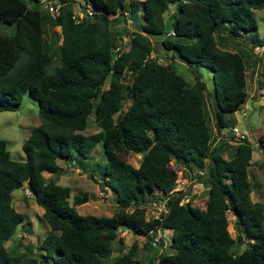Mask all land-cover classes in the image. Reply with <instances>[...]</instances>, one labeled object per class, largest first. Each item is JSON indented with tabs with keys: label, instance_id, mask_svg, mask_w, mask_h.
<instances>
[{
	"label": "trees",
	"instance_id": "trees-1",
	"mask_svg": "<svg viewBox=\"0 0 264 264\" xmlns=\"http://www.w3.org/2000/svg\"><path fill=\"white\" fill-rule=\"evenodd\" d=\"M59 1L50 15L42 0H0V26L10 27L0 33V110L16 109L28 90L40 118L21 144L23 159H11L0 138V264H18L21 258L8 252L4 240L23 218L11 203V191L23 182L48 225L39 243L42 263L129 264L136 261L135 240L111 254L113 241L122 247L120 228L142 235L146 248L149 229L168 228L172 252L161 253L157 264H264V208L251 200L247 173L252 143L235 141L227 157L221 153L224 140L211 143L207 91L197 71L201 65L211 70L214 91L208 92L220 129L228 121L225 114L247 93L244 54L222 48L221 40L247 34L252 43L264 44L253 16L264 0H89L93 12L79 20L72 16V0ZM169 3L172 33L164 30ZM123 10L135 23L129 33ZM120 22L122 30L113 29ZM122 34L128 40L116 53ZM151 35L192 68L191 84L151 55ZM55 57L58 64L49 69ZM126 71L128 82L122 81ZM260 74L257 83L264 88V67ZM89 115L99 129L82 133ZM96 142L104 159L92 163L93 173L115 193L116 208L109 215L78 213L74 205L87 194L74 193L70 202L69 186L43 175L57 171V159L87 158ZM256 146L264 154V132ZM121 149L138 153V164L119 158ZM171 160L203 167L200 178L209 187L203 208L174 188ZM156 194L164 195L166 210L146 218L145 203ZM227 211L239 232L252 239L238 252L231 249Z\"/></svg>",
	"mask_w": 264,
	"mask_h": 264
},
{
	"label": "rangeland",
	"instance_id": "rangeland-1",
	"mask_svg": "<svg viewBox=\"0 0 264 264\" xmlns=\"http://www.w3.org/2000/svg\"><path fill=\"white\" fill-rule=\"evenodd\" d=\"M75 6V3L73 4ZM174 5L169 3L167 8L163 11V15L167 17L172 11ZM253 16L257 24V35L264 38V8L254 9ZM123 23V22H122ZM134 21L128 19L124 21L127 32L134 27ZM121 22L115 24L113 29L121 31ZM58 31V26L53 27ZM10 27L7 25L0 26V33H7ZM51 30L46 33L48 39ZM228 37L226 38L225 48L232 50H244L249 54L246 56V96L245 99L231 112L225 114L228 120L226 125L222 127L221 136L224 141H227L226 146L222 149L224 156L229 155L230 148L234 143V134L230 127L234 125L238 130L245 131L246 138L252 143V151L250 157V164L247 167L248 178L251 183L250 197L252 201H260L264 208V154L256 146V140L261 132H264V90L258 88V79L261 78L260 67H264V44L260 45L252 43L249 37L246 36ZM224 36V35H223ZM227 37V36H225ZM153 50L151 55L155 56L159 62L167 63L175 67V71L181 74L188 84L193 82L194 76L192 68L181 62L179 58L170 50L165 49L161 44V37L151 35ZM128 36L122 34L118 41H122V45H126ZM119 43V42H118ZM58 64V58L52 59L48 68H52ZM201 79L205 84V105L208 112V126L211 135L214 134L215 124L212 118V100L209 92L214 91L211 70L208 66L201 65L197 67ZM130 80L129 71L124 72L122 81L128 82ZM107 79L103 82L106 85ZM121 109L128 103V99L123 100ZM116 113L113 115L115 116ZM37 101L33 98L28 90L23 91L20 99V104L16 109L0 110V138L5 140L6 148L8 149L11 159L21 160L24 158V153L21 148L23 140L29 134L31 127L39 122ZM99 129V126L94 122L91 115L87 117L85 128L81 130L82 133H91ZM213 137L211 143H213ZM230 145V146H229ZM116 155L136 166L139 162L140 155L133 151L121 149L116 151ZM101 155L100 142H96L90 151L87 158L80 162L71 161L69 159H57V171L52 174L43 172L45 179H55L57 183L69 186L68 200L71 202L74 193H86L87 200L75 204L74 207L78 213H91L95 215H109L116 208L115 193L107 186H103L93 173L92 163L94 161H103ZM172 167L176 170L175 189L184 193V199H188L192 205L203 208L204 200L207 196L209 187L200 178L203 167L185 166L173 160L170 161ZM92 173V174H90ZM155 193H157L155 191ZM155 195V194H153ZM156 194V200H148L145 203L144 216L151 218L154 213L158 211V206L163 203V196ZM11 203L14 210L21 212L23 218L16 225L14 232L4 240V245L8 252L13 254H21L18 264H50L39 261V253L42 250L39 248V243L43 235L48 230L46 221L41 216L42 207L39 206L32 197V194L26 188L25 182L21 186L14 188L11 191ZM153 198V197H152ZM151 198V199H152ZM130 208V206L128 207ZM228 219V230L230 231L233 243L231 249L234 252L240 251L243 247L251 242V237L243 236L234 222V216L229 211L226 212ZM240 239H237V235ZM171 230L168 228H161L156 231L154 235L158 238L156 245H151L146 248L143 244L145 238L139 234H133L126 228H120L119 235L123 238L122 247L113 241L112 255L119 252V249L125 250L132 241L137 242V249L135 252L136 261L129 264H147L149 259H152V264H157V258L161 253H170L172 249L169 247ZM35 259V262L32 261Z\"/></svg>",
	"mask_w": 264,
	"mask_h": 264
},
{
	"label": "built area",
	"instance_id": "built-area-1",
	"mask_svg": "<svg viewBox=\"0 0 264 264\" xmlns=\"http://www.w3.org/2000/svg\"><path fill=\"white\" fill-rule=\"evenodd\" d=\"M75 3V6H73L72 9V16L74 19L79 20L82 17H88L92 14L93 12V7L89 0H72ZM43 6L46 8V11L50 15H55L58 11V7L60 4L59 0H42ZM114 14L113 16H115ZM123 15L126 17V20H128V11L123 10ZM172 33V31H169ZM122 46V41H119V43L114 47V51L117 53V51L121 48ZM232 133L234 134V139L235 141L241 140L246 138V133L245 131L238 130L234 125L230 127ZM198 172H202L201 170H198ZM175 188V187H174ZM158 211L152 215V217H159V214L161 212H164L166 210V207L164 203L160 204L158 206ZM151 217V218H152ZM161 228H157L159 230ZM163 229V228H162ZM152 228L148 230V235L150 236V244L151 245H156L158 241V237L154 235L156 233Z\"/></svg>",
	"mask_w": 264,
	"mask_h": 264
},
{
	"label": "crops",
	"instance_id": "crops-1",
	"mask_svg": "<svg viewBox=\"0 0 264 264\" xmlns=\"http://www.w3.org/2000/svg\"><path fill=\"white\" fill-rule=\"evenodd\" d=\"M258 36V35H257ZM259 37V36H258ZM259 38H262V37H259ZM221 47L222 48H224V49H228V50H231V51H238V52H242L243 54H244V58H245V65H246V62L248 61L247 59H246V56L249 54V52L248 53H245V51L243 50H232V49H229V48H225V46H226V38H223L222 40H221ZM260 69H261V67H260ZM245 72H246V69H245ZM247 78V77H246ZM257 79H258V77H257ZM245 88H246V80H245ZM258 88L259 89H262V90H264V88L263 87H259L258 86ZM223 130H222V128H220V129H217L216 127H215V131H214V134H212V137H214L215 136V139L213 140V143L212 144H215V143H217L219 140H224L223 139V137L221 136V132H222ZM226 144H227V141H225V145L223 146V148L226 146ZM234 145V144H233ZM232 145V146H233ZM230 146V145H229ZM232 146L231 147H229L230 149V152L232 151ZM222 148V149H223ZM252 151V150H251ZM221 153H222V151H221ZM223 155V154H222ZM229 155H230V153H229ZM224 156V155H223ZM228 156V155H227ZM227 156H225V157H227ZM249 166V165H248ZM247 166V167H248ZM115 198V197H114Z\"/></svg>",
	"mask_w": 264,
	"mask_h": 264
},
{
	"label": "water",
	"instance_id": "water-1",
	"mask_svg": "<svg viewBox=\"0 0 264 264\" xmlns=\"http://www.w3.org/2000/svg\"><path fill=\"white\" fill-rule=\"evenodd\" d=\"M173 29V16L169 15L164 19V30L167 31H172Z\"/></svg>",
	"mask_w": 264,
	"mask_h": 264
}]
</instances>
